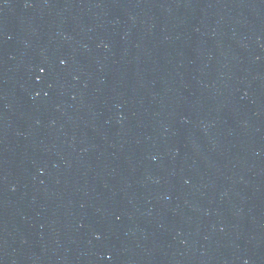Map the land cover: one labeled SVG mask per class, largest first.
<instances>
[{"label":"water","instance_id":"1","mask_svg":"<svg viewBox=\"0 0 264 264\" xmlns=\"http://www.w3.org/2000/svg\"><path fill=\"white\" fill-rule=\"evenodd\" d=\"M0 264H264V0H0Z\"/></svg>","mask_w":264,"mask_h":264}]
</instances>
